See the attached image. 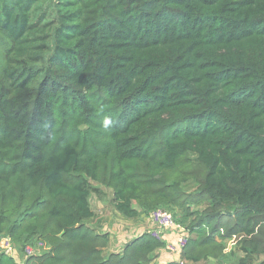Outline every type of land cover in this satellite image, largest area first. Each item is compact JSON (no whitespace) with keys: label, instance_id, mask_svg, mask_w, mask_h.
Listing matches in <instances>:
<instances>
[{"label":"trees","instance_id":"16d2710c","mask_svg":"<svg viewBox=\"0 0 264 264\" xmlns=\"http://www.w3.org/2000/svg\"><path fill=\"white\" fill-rule=\"evenodd\" d=\"M100 187L125 219L178 217L164 264L264 256V0H0V264L169 255L147 233L106 252Z\"/></svg>","mask_w":264,"mask_h":264},{"label":"rangeland","instance_id":"374dc122","mask_svg":"<svg viewBox=\"0 0 264 264\" xmlns=\"http://www.w3.org/2000/svg\"><path fill=\"white\" fill-rule=\"evenodd\" d=\"M97 186V185H95ZM103 191V195L101 194H91L90 195V206L91 209L94 212V217L86 222V226L92 230L95 231V233H106L109 235V246L106 249V252H114V253H120L123 251V248L125 244L128 242H131L134 240L135 237L139 236V234L147 232L151 230L153 227L149 222L148 214H142L138 218L134 220H128L123 217H121L119 214L116 213L114 208L111 204V191L104 189L100 187ZM176 220L178 217H175ZM177 232L180 234L179 231L174 230L171 232V239L175 237L172 243L175 242L177 238ZM165 234L162 235V238L160 239L162 242H165L166 244L169 243L166 241L167 236H165V239H163ZM230 241L226 242V247L229 246ZM4 242L3 240L0 241V247L1 251L4 252ZM233 246H235L234 242H231ZM166 248V247H165ZM47 249V246H46ZM231 251H234V257H233V263L235 264L237 260L239 259V255L241 254L237 247H232L231 245ZM160 253H165V250H161ZM19 254V261L18 263L22 262L23 259L21 257V254ZM171 261H179V254H170L168 255V260H164L162 257H158L155 260V263L153 264H164L166 262ZM203 264V263H199ZM213 264H216L213 262ZM222 264V263H221ZM232 264V263H231Z\"/></svg>","mask_w":264,"mask_h":264},{"label":"built area","instance_id":"2783aa9c","mask_svg":"<svg viewBox=\"0 0 264 264\" xmlns=\"http://www.w3.org/2000/svg\"><path fill=\"white\" fill-rule=\"evenodd\" d=\"M148 219L153 228L144 233H147L154 240L161 241L160 239L162 238L163 234H165L163 237V239H165V236L171 234V232L174 230L180 232V234L177 232L176 235L177 238L175 242L173 243L169 242L166 244V249L169 253L171 254L180 253L181 249L184 248L188 242V237H187L188 234L186 230L177 223L174 216L165 209L157 208L152 210L148 214ZM2 240L5 243L3 248L4 253L10 255L12 253V247L10 245L9 239L3 237L0 238V241ZM37 246L42 247V244L39 243ZM24 253L26 256H31L34 254V248L32 246L26 245L24 247Z\"/></svg>","mask_w":264,"mask_h":264},{"label":"crops","instance_id":"0c3cea01","mask_svg":"<svg viewBox=\"0 0 264 264\" xmlns=\"http://www.w3.org/2000/svg\"><path fill=\"white\" fill-rule=\"evenodd\" d=\"M171 237L172 236L170 234H168L167 235V238H166V241L167 242H171V241H173L175 239V237H173L172 239H171ZM228 241H230V243H229V246L225 248V252H224L225 254H228L231 251V245H232V247H235L236 246V240H235V238H232V239H230ZM231 242H234L235 246H233V244H231ZM237 250L239 251L238 248H237ZM158 257H162L164 260H168V255H166L165 253L158 254ZM241 257H242V254L239 255V258H241ZM262 261H264V256H260L257 260L255 259V261H254L253 264H258V263H260ZM231 263H233V262L228 261L225 264H231ZM222 264H224V263H222Z\"/></svg>","mask_w":264,"mask_h":264},{"label":"clouds","instance_id":"9594fccd","mask_svg":"<svg viewBox=\"0 0 264 264\" xmlns=\"http://www.w3.org/2000/svg\"><path fill=\"white\" fill-rule=\"evenodd\" d=\"M113 124H114L113 119L108 117H106L102 122V126L104 129H110L113 126Z\"/></svg>","mask_w":264,"mask_h":264}]
</instances>
